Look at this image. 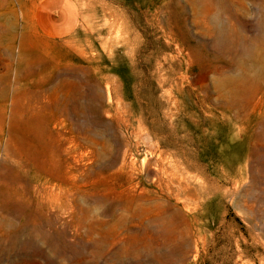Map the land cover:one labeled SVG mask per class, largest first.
<instances>
[{"label":"rangeland","instance_id":"1","mask_svg":"<svg viewBox=\"0 0 264 264\" xmlns=\"http://www.w3.org/2000/svg\"><path fill=\"white\" fill-rule=\"evenodd\" d=\"M211 3L59 0L42 35L0 0V264H264V92L234 101L207 34L264 11Z\"/></svg>","mask_w":264,"mask_h":264},{"label":"bare ground","instance_id":"2","mask_svg":"<svg viewBox=\"0 0 264 264\" xmlns=\"http://www.w3.org/2000/svg\"><path fill=\"white\" fill-rule=\"evenodd\" d=\"M202 1L204 10L209 12L212 8V0ZM254 1L260 4L263 12L264 0ZM238 22L237 20L236 23ZM241 27L243 28V26H234V23L230 21L225 28L214 29L212 32H207L209 36H212L214 43L219 47V53L217 56H214L217 60L211 62L212 65L210 69L212 73L217 74L219 78L231 84L234 101L243 103L245 107H251L259 103V101H255V99L259 93L264 92V29L258 36H253L249 31L241 29ZM253 66H255L257 70L252 77L248 74V68ZM233 71L239 72V77L235 78L232 76ZM156 177L161 180V182H164L163 184L168 190L178 183V179L174 175L165 177L157 175ZM83 199L84 201L88 200V193L84 192ZM129 203L151 204L148 200L142 199H133ZM158 209L159 207L154 205H141L137 211L136 209H132L133 215L131 217L138 211L144 214H151ZM121 220L122 219H120V221ZM116 231L115 229H110L111 233H118ZM126 234L129 236L133 235L130 231Z\"/></svg>","mask_w":264,"mask_h":264},{"label":"crops","instance_id":"3","mask_svg":"<svg viewBox=\"0 0 264 264\" xmlns=\"http://www.w3.org/2000/svg\"><path fill=\"white\" fill-rule=\"evenodd\" d=\"M59 0H34L37 10L35 14V26L42 35L52 33L54 11L57 8Z\"/></svg>","mask_w":264,"mask_h":264}]
</instances>
